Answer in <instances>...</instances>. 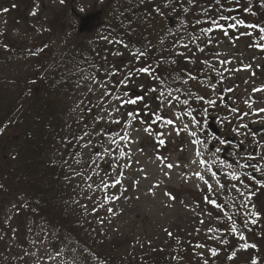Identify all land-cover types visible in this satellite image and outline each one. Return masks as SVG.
<instances>
[{"label": "rangeland", "instance_id": "374dc122", "mask_svg": "<svg viewBox=\"0 0 264 264\" xmlns=\"http://www.w3.org/2000/svg\"><path fill=\"white\" fill-rule=\"evenodd\" d=\"M134 1L137 4L143 3L145 6L141 10L143 19L136 21L135 30L139 29L144 34L151 31L154 36L146 33L151 42L159 37L157 34L160 30L170 29L172 32L178 30L181 36L175 37V40H179L175 47L178 52H184L186 57L192 54L193 46L189 43L190 37L187 42L189 50L182 47L184 43L181 40L185 38L187 30L184 24L195 19L198 11L199 15L202 12L199 6H192V4L206 5L208 1L205 3L195 0L194 3L187 4L182 0H172L182 7L184 13L179 16L175 14L172 3L166 4L163 0ZM222 2L231 8L248 7L247 3L237 4L235 0L231 3L227 0ZM251 2L253 10L254 1ZM116 3L117 0H0V115L9 105L12 106V111H17V101L27 105L29 88L39 85L37 77L42 81L53 66L54 69L64 67L65 70H77L75 92L65 100L74 101L68 105L67 117L80 122L81 127L70 163L66 164L68 167L66 177L73 176L69 181L70 190L76 196L74 200L85 221L92 220L95 225L94 230L106 237L109 242L114 241L119 244L117 252L119 259L127 260L125 258L127 256L131 260L124 264H136V256L144 258L145 255L151 254L150 257L156 264H205V260L208 264H250L251 259L255 257L252 253L257 250L241 249L240 245L246 242L261 247L259 253L262 255L260 258L262 262L260 264H264V236L260 234L264 231V226L261 227V220L256 225H249L245 229L241 215L236 214L242 198L230 189L232 184H237L239 187V183L230 181L219 169L214 168L219 173L221 183L226 187L218 194L209 193L204 191L207 188L203 182L193 176L197 166L190 164V160L195 159L194 149H199L201 146L191 144L190 141L194 137H191L189 133L196 131L197 136L204 139L206 126L189 124L188 129L183 130V125L188 124L191 117L183 116L181 109L186 111L184 106L175 104L174 109L166 108L163 114L171 118L175 111L176 115L181 116V120L175 125L180 130V134L177 135L176 131H172V126H164L158 122L152 125L153 131L149 135L143 131L147 124H141L139 121L145 120L150 123L148 118L152 113L144 108L145 104L159 111L156 98L158 93L148 91L149 88L155 87L150 83V77L141 74L135 79L134 87L131 88L141 92L140 95L145 96V100L137 106L127 105V108L123 109L125 104L121 102L126 96L121 90L126 89V85L117 87L119 90L116 87L110 89L112 84L108 79L96 77V67L91 66L90 59L85 61L86 65H79L73 61L64 64L65 56L78 43H91L98 38L104 46L106 45L111 35L100 31L101 22H108L109 13ZM209 4L215 9L218 8L214 0L209 1ZM184 9L188 11L185 12ZM189 11L190 14L192 13V19L189 18ZM88 12H96L99 17L93 22L90 32L80 33L77 30L78 17ZM263 15L264 10L261 12V19H264ZM248 18L254 19L249 13ZM234 31V36H238L230 37V42L228 36L220 38V35L216 34L215 43L210 47L214 52L220 51L222 58L226 57L232 61L227 65L230 69L242 68L248 63L252 66L249 71L223 73L225 79L229 75L231 78L232 75L240 81L232 87L235 89L234 92H226L228 102L236 103L239 98L243 105V101L249 98L251 87L259 83L264 84V51L258 54L260 60L254 59L247 63V56H244L240 50L245 46V39L241 35L243 30H239L237 26ZM104 37L108 39L105 40ZM109 47L111 48V44ZM118 49L123 55L113 54ZM110 50L111 54L106 59L109 64H106L102 70L107 71L113 67L125 70L133 59L130 55L132 51L125 47L117 48V45ZM147 51L148 53L151 51L149 46ZM249 51H245L248 57L255 53V51ZM185 56L179 57L185 58ZM39 57L42 58L40 59L42 63H49L46 69L37 64ZM139 61L142 62L138 60L136 64ZM212 61L215 67L223 70L214 57ZM189 64L194 66V63L189 62ZM143 65L147 66L145 62ZM106 75L107 73L104 74ZM215 77H218L216 73ZM208 80L206 73L201 72L196 81H188V84H184V93L186 95L189 91L194 93L193 96H189L190 99L202 107L207 104L195 97L204 96L207 93ZM200 81L203 83H199ZM246 81L247 84L249 83L248 86H245ZM224 83L225 81L221 83L223 87ZM231 83L228 85H232ZM104 84H107L108 95H103ZM159 90L165 91L161 88ZM240 92L242 95L238 94V97H235V94ZM261 94L264 95V93ZM117 96L120 100L116 99ZM119 106L120 112H116L115 109ZM141 109L144 110L141 111ZM132 110L139 113V118L135 121L127 116V112ZM17 113L19 120L31 118L30 110L21 111L20 109ZM100 117L103 119H99ZM13 119L17 121V116H12L9 120ZM113 119L120 120V124L113 123ZM127 122H131L132 127H129ZM0 128L3 129L0 133V155H3L9 163L13 161L11 165L17 168V161L14 158L15 142L19 137L17 129L10 125H0ZM126 132L129 133L130 139L121 140L120 136ZM158 132H164L166 135L161 137L157 135ZM116 133L120 136H116ZM74 136L77 137L75 131ZM113 138L119 141L118 146L111 144ZM161 138L165 139V145L158 144ZM86 143H90V146L84 147ZM119 148L125 150L124 157L119 156ZM105 149H110V153ZM92 161H96V164ZM167 163L176 166L168 169ZM117 164H119L121 175L116 178L122 183L117 188L106 189L100 183L101 177L111 184L112 181L106 173L115 177L114 168ZM97 165H99L98 168ZM1 169L2 162H0V264H103L90 257L74 242H68L63 248H54L50 228L40 217L29 214L22 195L17 191V186L2 173ZM199 170L203 171V167L201 166ZM11 174L16 182L14 173ZM89 177L91 179H88ZM243 180L249 184L248 180ZM209 182L215 186L214 180L210 179ZM90 184L91 190L88 187ZM108 196L120 198L105 202V197ZM205 196L223 205L224 212L205 202ZM234 197L235 202H233ZM101 203L104 204L103 208L100 207ZM251 203L255 204L253 199ZM83 205L87 206V211L82 207ZM94 208L95 211H93ZM239 211L243 213L244 209L239 208ZM225 213L233 217L237 226L236 234L230 232L232 221L227 219ZM210 228L214 231H209ZM241 231L247 237L246 241L238 239ZM223 240H227L228 243H222ZM197 245H204V247H197ZM211 249H217L218 254L212 256ZM142 251V254L137 255ZM233 252H235V258L228 259Z\"/></svg>", "mask_w": 264, "mask_h": 264}, {"label": "trees", "instance_id": "16d2710c", "mask_svg": "<svg viewBox=\"0 0 264 264\" xmlns=\"http://www.w3.org/2000/svg\"><path fill=\"white\" fill-rule=\"evenodd\" d=\"M141 1L144 2V0ZM163 2L166 4L172 3L171 6L178 16L184 13L182 7L178 6L175 1L163 0ZM182 2L189 3L188 0H182ZM144 7L143 3L137 4L134 0H117L115 7L109 13L108 22L105 21L104 25L100 27L102 33H110L111 35L106 45L104 46V43L99 41L98 38L92 40L91 43H78L67 53L64 64L73 61V63L77 62L79 65H84L85 61L90 59L91 66L96 67V77L108 79L112 84L110 89L126 85V89L121 90L124 96L127 93L126 100L141 94V92L131 89L134 87L135 79L140 77L141 74H134L126 82L118 83L123 79L120 74L123 71L121 68L108 67L111 68L110 70H119L115 76L109 75L108 70L103 71V67L109 64L106 59L111 54L110 49L112 47L117 45V48H123L124 45H127L128 50L132 52L145 51L147 56L142 59V62L144 61L146 65L156 64L158 60L163 58H168L169 61L175 58L177 61L175 64L165 63L157 68L156 75L160 78L159 80L149 78V81L155 87L164 89L166 92L172 91L174 96H179L181 100L188 99L193 109V115L201 123V107L195 104L183 91L185 89L183 80L191 81L189 76H192V70L186 58L175 55L177 49L175 46L179 41L175 40V37L181 36V33L178 30L171 31V34L170 29L160 30L157 34L159 37L151 42L146 36L147 32L144 34L139 29L135 30L136 21L143 19L141 10ZM188 14L191 19L190 11ZM181 21L185 22L186 20ZM184 25L187 30L184 35L185 38L181 41L187 43L188 37L192 36L191 21L185 22ZM147 34L154 36L151 31ZM162 40L163 43H161ZM115 41H122L123 43L118 44ZM110 44L111 48L109 47ZM148 46L153 53L151 51L148 53ZM15 51L17 52V50ZM187 57L192 58L193 55ZM38 59L37 64L46 69L49 63H42L41 57ZM142 62L139 61L136 67L141 66ZM106 73L107 75L104 76ZM76 76L77 70H65L64 67L54 69L53 66V69L42 81L37 77V84L39 85L29 88L27 95L29 103L27 102V105L24 102L17 101V111L20 109L21 111L30 110L31 118L29 120H19L17 111H12L11 105L0 115V125L15 127L17 134H19L15 142L14 152L17 168L15 167V169L12 166L13 161L9 163L3 155H0L1 170L17 186V191L22 195L29 214L40 217L50 228L54 248H63L68 242H74L90 257L103 264H124L131 258L129 259L126 256L127 260L119 259L117 255L119 244L114 241L109 242L106 237L94 230L95 225L92 220L85 221L86 219L83 218L79 206L74 200L76 196L70 190L69 181L73 176L71 178L66 177L68 175L66 164L70 163V157L73 154L81 127L80 122L70 120L67 117L68 105L74 101L65 100L75 92ZM161 80L165 83L160 84ZM177 88L180 89V92L175 91ZM109 92L112 95V92ZM123 94L121 95L123 96ZM124 108H127V104ZM184 108L187 111V106H184ZM12 116H17V121L14 119L10 121L9 119ZM76 124L78 125L76 126ZM74 131L77 137L74 136ZM12 172L17 178L16 182L13 180ZM204 191L207 192V189H204ZM210 195L212 196V194ZM260 248L257 246V252L252 253L259 261L262 258L259 253ZM142 253L143 251L137 255ZM150 255L147 254L144 258L136 256V264H156L155 260L152 261Z\"/></svg>", "mask_w": 264, "mask_h": 264}, {"label": "snow or ice", "instance_id": "6c2138e0", "mask_svg": "<svg viewBox=\"0 0 264 264\" xmlns=\"http://www.w3.org/2000/svg\"><path fill=\"white\" fill-rule=\"evenodd\" d=\"M189 3H194L195 0H188ZM227 2L231 3L232 0H227ZM235 2L238 4L239 0H235ZM214 4L218 6V8H216V13L218 16V19L216 16H212L210 15V9L209 8H204L202 9L203 14L207 17V21L209 22L212 26L207 27V28H201L200 29V33L201 35H197V36H192L190 37L189 43H194L197 40H202L204 37H207V39L204 41L205 43V47H207L208 45H211L213 43H215L214 38L212 36H210V33H213L215 30H220L223 32V34L225 36L229 35V29H237V25H244L245 28H257L259 27L257 24L255 23H249L245 25L244 20H238L235 17H229L224 15V12L226 11H231V9H226L224 7V3L222 2V0H214ZM262 7H264V3H262L261 5ZM5 11H7L5 9ZM185 12L188 11V9H184ZM244 11L255 16L256 13L252 10L251 7H246L244 8ZM35 14V13H33ZM228 19H232L235 20V23L229 24V25H225L223 23H221L220 21H226ZM197 24H200L201 21L197 20L196 21ZM170 34H171V30ZM241 35H251L250 33H248L247 31L241 33ZM258 36V41H264V27H259V33L257 34ZM105 40H107V37H104ZM111 42V41H110ZM179 41H177L178 43ZM234 43V41H231ZM115 43L121 44L123 43L122 41H115ZM161 43H163V40L161 41ZM250 47H256L259 48L261 51H264V43H259L257 41H253L250 45ZM125 48H127V45H124ZM182 47L185 50H189V44L188 43H184L182 45ZM205 47H201L199 44H196V48L199 52L203 53L205 51ZM114 55H123L122 52L119 51V49L113 53ZM130 55L133 57L132 61H130L129 65L127 66V68L125 70H123L122 72H120V74L123 76V79L118 81V83H124L126 82L132 75H140L143 74L147 77H150L154 80H159L160 78L156 75L157 72V68L161 67L163 64L165 63H171V64H175L177 61L175 58L171 59L170 61L168 60V58H163L161 60H158L156 63V66H153L151 64H148L147 66H144L143 64H141V66L136 67V61L138 60H142L143 58H145L147 56V53L143 50H139L137 52H130ZM175 55L177 56H185L184 52H177L175 53ZM214 58L218 61V63L222 66L223 70L217 69L209 60L205 59L203 61V64L209 68L212 72H215L216 75L218 77L221 78V82L223 81V73L225 71H230V72H238V71H249L251 69V65H244L242 68H228L227 65L231 64L232 61L228 60L226 57H221V53L220 52H214L213 53ZM185 58L188 60V62L191 63H195L196 61L193 60L191 57H186ZM119 72V70H108V74L111 76H115L117 75V73ZM254 75V73H253ZM190 80L196 81L197 77L196 76H189ZM94 80V78H93ZM95 82V81H94ZM165 82L163 80L160 81V84H164ZM183 83L186 85L188 84V80H183ZM199 83H203L202 81H200ZM247 83V81H246ZM206 87H211L213 89V91L215 90V85L212 84L211 79L209 78V81L206 85ZM104 89L105 91L103 92V95H108V91H107V84H104ZM149 92L152 93H158L157 95V100H158V108L159 111H155L153 109L150 108V106H148L147 104L144 105V108H147L148 111L150 113H152L151 116H149L148 120L150 121V123L148 121L145 120H140L139 122L141 124H147V126H145L143 128V131L149 135L152 134L153 128L152 125L153 124H157L158 122L161 123L164 126H172V131H176L177 135L180 134V130H178L175 125L177 123V121L181 120V116L180 115H176L175 111H173V115L171 118L167 117L164 113V109L166 108H173L175 107V104H181L183 106H187V111H184V109H181L182 115L183 116H187V117H191V120L188 122V124H184L183 125V130H187L188 129V125L192 124V125H199L200 121L197 120L196 116L193 115V109L191 104L189 103L188 99H183L181 100L179 96H173L172 91H162L159 90L158 87H152L148 89ZM176 92H180V89L177 88L175 90ZM228 92H234L235 89L233 88H228L227 89ZM252 93L253 96L249 97L248 99H245L244 104L247 107V111H242L241 109L233 106L230 108V112L237 116V118L239 120H243L245 117L249 116V115H254V116H260L261 114H264V106L261 107H254V105L257 103L256 99H255V94L258 93H264V86H259L256 87L254 86L252 88ZM188 96H193L194 93H192L191 91H189L187 93ZM125 96H127V93H125ZM197 100L206 103L209 106H214L217 105V99H205V97L203 95H199L195 97ZM117 100H120V97L117 96L116 97ZM218 99H222L220 97H218ZM145 100V96L143 95H137L135 98H127L126 100H123L121 103L122 104H127V105H137L138 103H140L141 101ZM227 107V106H226ZM144 109H141V111H143ZM116 112H120V107H117L115 109ZM127 116L132 117V120L135 121L139 118V113H137L135 110L129 111L127 112ZM154 117V118H153ZM99 119H103V117H100ZM115 124H120V120L117 119H113L112 121ZM222 123H226V124H232L233 121L228 119L227 117L222 118ZM129 127H132L131 122H127ZM248 127V125L243 124V123H239L236 124L235 127H233V131L236 132L237 134H242L241 133V129H246ZM137 130V129H134ZM138 131V130H137ZM3 132V129L0 128V133ZM87 135V133H86ZM116 136H120L119 133L115 134ZM157 135L163 137L166 135V133L164 132H158ZM189 135L191 137H194V139H191V144L192 145H199L201 146L199 149H194V157L195 159H191L190 160V164L192 165H196L197 166V170H195L193 172V176L203 182V184L206 186L207 191L209 193H213L216 192L218 194L219 191H223L226 187L225 184L221 183V180L219 178L218 172L216 170H214V168L219 169L224 176L228 177L230 179V181H237L239 183V187L237 186V184H232L230 191H234L236 193H238L239 197L242 198L241 204L239 205V207L236 210V214L241 215L242 221H243V227L246 229L248 228L249 225H256L260 220L264 219V212L257 210L255 204L251 203L252 200V196L254 195L253 191H252V187L249 184H246L244 182V180L241 178L242 176H246L249 180L253 181V183L255 185H258L260 188H264V180L261 179H257L252 172H257V173H261V175H264V164H260L258 163V161H264V139L262 140H256L255 137H253V145L255 148L260 149V151L258 153H246L243 157L240 156V152L238 150H234L232 152V157L233 160L232 162H229L227 159H222L220 156V153L222 151H224V149H222L221 147H215L214 151H208V140L207 139H200L197 136V132L196 131H191L189 133ZM81 139H83L81 137ZM121 140H129L130 136L129 133H125L123 136H120ZM216 142L220 145H224L226 143V141L224 139H220L219 137L216 138ZM165 139L161 138L158 141L159 145H165ZM111 144L113 145H117L119 144V141L115 138L111 139ZM243 141L240 142L239 145H233L234 149H238L240 146H242ZM84 147H89L90 143H86L83 145ZM119 156L120 157H124L126 155V152L123 148H119ZM106 152L110 153V149H105ZM98 155V154H97ZM241 160H243L244 162L242 163ZM93 164H96V161H92ZM127 166V165H125ZM174 166V164L172 163H167L166 167L168 169H172ZM187 166V165H186ZM203 167V171H200V167ZM99 167V165H97V168ZM251 168L252 172H241V169H248ZM227 170V171H224ZM114 172L116 174V176H111L108 173H106V175H108L109 180L112 181L111 184L105 182L104 177H101V181L100 183L103 184L104 188H117L118 185H120L122 183V181L116 177H118L119 175H121L120 171H119V164L116 165V167L114 168ZM98 174V173H97ZM207 177V178H206ZM88 179H91V177H89ZM214 180L215 181V186L210 183L209 181ZM89 189L91 190L92 185H88ZM120 197L119 196H108L105 197V202L109 201V200H118ZM88 199H92V197H88ZM235 197L233 198V202H235ZM204 201L207 202L208 204L214 206L216 209H218L220 212H224V206L221 204H218L216 200L214 199H210L209 196H205L204 197ZM82 207H84L85 211H87V206L83 205ZM100 207L103 208L104 204L101 203ZM239 208H243L244 211L243 213H240ZM96 209L94 208L93 211H95ZM107 211H112V209H107ZM225 215L227 216V219L232 221L231 227H230V232L232 234H236L237 233V226L236 223L233 219L232 216H228L226 213ZM201 223H203V221H201ZM209 231H214V229H209ZM169 235H171V233H169ZM238 239L240 241H246L247 237L244 235L243 231L240 232ZM222 243L227 244L228 241L227 240H223ZM197 247H204V245H197ZM241 249L243 250H247L249 248L252 249H256L257 245L256 244H249V243H242L240 245ZM211 255L212 256H216L217 253V249H211L210 250ZM235 258V252H233L228 259H234ZM205 264H208V261L205 260ZM250 264H260V261L256 258L253 257L250 261Z\"/></svg>", "mask_w": 264, "mask_h": 264}, {"label": "flooded vegetation", "instance_id": "af4514ba", "mask_svg": "<svg viewBox=\"0 0 264 264\" xmlns=\"http://www.w3.org/2000/svg\"><path fill=\"white\" fill-rule=\"evenodd\" d=\"M200 1L205 2V3L208 1V3L206 5H204V4H194L193 5L192 4V6H197V7L199 6L200 7L199 9H201V10L204 8H209L211 10L209 14L212 16H216L218 19L215 7L209 4V1H211V0H200ZM251 1L252 0H239V3H241L242 5L247 3L248 7H252ZM253 1H254L253 11L256 13L255 16L252 15L254 17V19L248 18V13L244 11V7L241 9H238V8H231L230 6L224 5V7L226 9H231V11L224 12V15L229 16V17H235L238 20H244L245 25L249 24V23H255L259 27H264V19H261V12H262V10H264V7H262L261 5H262V3H264V0H253ZM192 6H191V10H192ZM193 11H195V9H193ZM198 12H197V14H195L196 18L191 21L192 36L201 35V33H200L201 28H207V27L212 26L209 22H206L207 17L201 11H200L201 12L200 15ZM197 20H200L201 23L197 24L196 23ZM220 22L227 26L229 24L235 23V20L228 19L226 21H220ZM237 26H239V30H243V32L247 31L248 33L251 34V35H243V37L245 39V46H244V48H240L242 54H244V56H247L246 57L247 63H248V61L251 62V60H254V59L260 60L258 57V54L261 52V50L259 48H256V47H250L249 46L253 41H257L259 43H264V41H258L257 34L259 33V27L253 29V28H245L244 25H237ZM216 34H219L220 38H222V37L226 38L227 37L220 30L214 31L213 33H210L209 35L214 38ZM234 34H235V31L233 29H231L229 32V35H228L229 42H230V37L238 36V35L234 36ZM239 37H242V36H239ZM206 39H207V37H204L202 40H197L194 43H192L193 56H194L193 59L196 61L195 62V69L193 70V75L196 76L198 79L199 73H201V72L206 73V76L208 77V79L209 78L211 79L212 84L216 85L215 91H213V89L211 87H208V89L206 90L207 93H206L205 98L206 99H209V98L212 99V97H215L214 99H217L218 102H217V105L208 106L206 115H204V118H206V123L212 117L211 120L215 124L206 130V134L204 135V139L208 140V150L209 151H214L215 147H221L222 149H224V151H222L220 153L221 158L227 159L229 162H232V160H233L232 152L234 150H238L240 152L241 157H243L246 153H254L255 154V153H258L260 151V149L254 147L253 137H255L256 140L264 139V114H261L260 116L249 115L241 121L237 118V116L233 115L230 112V108L233 106L241 109L242 111H247V107L245 104L242 105L241 99L237 98L236 103H230L227 100V95H226V92H228L227 89L232 88L234 86V84H238V83H240V81L238 79L233 78L232 75H231V78H230V75H229V77H226V79L223 77L222 82L225 81V83H224L225 86L223 87V85H221V83H222L221 78L215 77V73L212 72L209 68H207L203 64V61L205 59L209 60L213 64L212 60L214 57L213 56L214 51L211 49L210 45L205 47L204 41ZM220 43L225 44L224 42H220ZM220 43H219V45H220ZM196 44H199L201 47H205V51L203 53L199 52L196 48ZM220 48L221 47H219V49ZM221 50H224V49H221ZM246 50L255 51V53L252 56L248 57L249 55H246V52H245ZM251 51H249V52H251ZM217 52H220V51H217ZM246 65H249V63ZM228 74H230V72ZM231 81L233 83H231ZM230 83L232 85H228ZM243 85H244V82H243ZM248 85H249V83L248 84L245 83V86H248ZM254 86L259 87V86H264V84L259 83L257 85H253L251 87V93H250L249 97L253 96L252 88ZM238 94L242 95V92L235 94V97H238ZM218 97H220L222 99H218ZM255 99H256L257 103L254 105V107L264 106V95H262L261 93L255 94ZM223 105H226L227 107L226 106L224 107ZM224 117H227L228 119L232 120L233 123L232 124L222 123L221 121H222V118H224ZM239 123H243V124L248 125V127L246 129H241L242 134H237L236 132H234L232 130L233 127H235V125L239 124ZM217 137H219L220 139H224L226 141V143L224 145L218 144L216 142ZM241 141H243L242 146H240L238 149H234L233 145H239ZM241 162L243 163L244 161L241 160ZM258 163L264 164V161H258ZM240 171L241 172H245V171L252 172V169L251 168L241 169ZM252 174L257 179L264 180V175H261V173L252 172ZM218 175H219V173H218ZM241 178L248 180L247 182L252 187V191L254 193V195L252 196V199H253V202L256 204V209L264 212V188H260L258 185H255L253 183V181L249 180L246 176H242ZM260 224H261V227L264 226V219H262L260 221ZM261 227H259V229ZM261 234L264 236V231H262Z\"/></svg>", "mask_w": 264, "mask_h": 264}, {"label": "water", "instance_id": "95a60500", "mask_svg": "<svg viewBox=\"0 0 264 264\" xmlns=\"http://www.w3.org/2000/svg\"><path fill=\"white\" fill-rule=\"evenodd\" d=\"M96 18L95 13H87L79 18V31H85L91 29V21Z\"/></svg>", "mask_w": 264, "mask_h": 264}]
</instances>
